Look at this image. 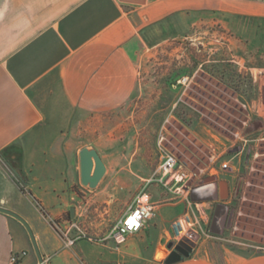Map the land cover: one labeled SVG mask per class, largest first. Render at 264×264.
<instances>
[{"label": "crops", "instance_id": "crops-1", "mask_svg": "<svg viewBox=\"0 0 264 264\" xmlns=\"http://www.w3.org/2000/svg\"><path fill=\"white\" fill-rule=\"evenodd\" d=\"M193 19L229 20L232 33L228 43L217 45L203 38V61L195 66L194 76L203 75V129L208 106L216 103L233 105L242 127H257L250 130L255 136L264 132V0H0V154L10 146L20 153L16 173L27 189L4 181L0 206L29 224L43 264H167L181 232L175 225L181 222L183 229L188 220L186 194L175 195L142 179L154 206L142 229L121 244L100 240L112 226L87 235L74 224L79 193H93L95 202L104 200L107 212L114 210L120 219L132 203L127 202L128 191L135 184L129 174H136L129 159L118 171L126 175H111L121 181L119 193L107 195L117 187L105 183L106 156L94 141L75 139L81 119L121 113L140 98L137 62L183 35ZM191 70L192 65H185L169 78L173 99L191 89ZM179 119L196 135L198 118L189 114ZM159 121L153 115L147 126L159 131ZM106 124L110 127L105 122L104 131ZM88 146L106 167L93 190L80 178L79 152ZM146 171L139 175H150ZM222 190L230 196L229 184ZM58 229L65 231L60 234ZM196 242L189 257L173 264H264V254L217 247L199 234ZM22 252L17 264H39L21 223L0 213V264H9L12 255Z\"/></svg>", "mask_w": 264, "mask_h": 264}, {"label": "rangeland", "instance_id": "rangeland-1", "mask_svg": "<svg viewBox=\"0 0 264 264\" xmlns=\"http://www.w3.org/2000/svg\"><path fill=\"white\" fill-rule=\"evenodd\" d=\"M193 20L190 26L185 24L183 35L163 42L137 62L140 81L137 92L142 94L140 98L133 99L128 109L105 119H81L75 140L94 141L102 155L106 156L109 172L105 183L107 187H117L115 192L107 195L119 193L121 181L113 179L111 175H126L123 173L125 170L118 171L132 159L129 167L136 175L129 174L135 184L128 191L129 203L144 190L142 179L154 175L164 153L173 154L185 166L191 176L188 183L190 189L207 180L226 181L230 186V196L225 204L231 216L223 234L216 237L209 231L213 215L211 204H193L188 194V220L176 239L187 237L195 230L203 236V240L214 246L247 255L264 254V132L255 136L250 130L257 127H242L239 121L241 114L233 105L227 104L223 108L216 103V106H208L207 131L203 129V112L207 111L203 108V75L194 77L195 66L203 61V38L217 45L216 41L228 43L232 33L227 25L229 20ZM189 64L192 70L188 78H193L195 82L185 95L173 99L169 96L168 80L174 71ZM232 112L238 116L234 118ZM152 114L158 115L162 124L159 131H152L147 126ZM189 114L198 118L196 121L200 123L196 135L179 119ZM105 122H110V127L106 124L104 131ZM92 126L97 129L94 133L87 131ZM215 138L220 142H216ZM212 140L215 143H211ZM224 164L227 169L222 168ZM74 167L78 168L77 162H74ZM146 169L150 175H139L147 172ZM18 175L16 165L7 162L0 154V185L4 181H12L17 188L27 192L24 181ZM105 183L101 186H106ZM79 195V217L74 222L79 230L88 235L98 229L107 230L118 220L119 215L114 210L107 212L108 206L104 200L95 202L93 193L86 190ZM108 198L105 196L103 199ZM58 230L60 234L65 231ZM197 235H194L195 240Z\"/></svg>", "mask_w": 264, "mask_h": 264}, {"label": "built area", "instance_id": "built-area-1", "mask_svg": "<svg viewBox=\"0 0 264 264\" xmlns=\"http://www.w3.org/2000/svg\"><path fill=\"white\" fill-rule=\"evenodd\" d=\"M185 80V78L182 79V81ZM160 140H163V138ZM222 168L227 169V165H222ZM190 178L191 176L185 166L173 154L164 153L161 155L160 164L156 172L146 181V184L156 183L175 195L186 194L187 196L190 191L188 185ZM153 208L149 195L144 191L139 192L133 198L125 214L114 223L107 234L100 240L102 242L113 241L116 244L123 243L127 236L135 234L142 229L144 223L151 218ZM133 219L135 224L130 226L128 221ZM175 228L182 230V223H177ZM24 255L25 253L23 252L12 255L9 259V264H17Z\"/></svg>", "mask_w": 264, "mask_h": 264}, {"label": "water", "instance_id": "water-1", "mask_svg": "<svg viewBox=\"0 0 264 264\" xmlns=\"http://www.w3.org/2000/svg\"><path fill=\"white\" fill-rule=\"evenodd\" d=\"M79 159H80V178L81 184L88 189H95L102 178L105 175L106 167L103 163L102 159L100 158L97 151L91 147H85L79 152ZM225 185H227L226 181H223ZM221 185V183L219 184ZM228 191L226 192L225 197H220V199H227L228 198ZM189 198L190 201L193 203H201V202H212L219 198L218 195V186L216 183H206L202 185L195 186L190 189L189 191ZM0 213L13 217L21 225L27 232L29 240L31 242L32 248L36 257L38 259L39 264H43V260L33 234V231L29 224L17 213L10 211L2 206H0ZM229 208L226 205L219 204L215 207L211 223H210V233L216 236H220L223 234L225 228L229 224L230 219ZM176 253V252H174ZM189 253L178 255L177 258H173L172 254L167 258V264H173L177 261L183 260L184 258L189 257Z\"/></svg>", "mask_w": 264, "mask_h": 264}, {"label": "flooded vegetation", "instance_id": "flooded-vegetation-1", "mask_svg": "<svg viewBox=\"0 0 264 264\" xmlns=\"http://www.w3.org/2000/svg\"><path fill=\"white\" fill-rule=\"evenodd\" d=\"M222 182H223V180L213 179V180H207L204 183H202V184L216 183L217 186H218L219 198L217 200H215V201H212V202H204V203L211 204V208H212L213 212H214V209H215V207L217 205H219V204L226 205L225 203L229 200V196H228L227 199H223V200L220 199V197H225L224 196V192L222 190V188L225 186V184L222 183ZM220 183H221V185H219ZM228 195H229V193H228ZM229 212H230V210H229ZM194 235H195V233H193V232L192 233H188L187 237H182L181 239H179L173 245L172 256L177 257L178 255L187 254V253H189L191 255L193 250L196 248V244H197L196 240L194 239ZM174 252H176V253H174Z\"/></svg>", "mask_w": 264, "mask_h": 264}, {"label": "trees", "instance_id": "trees-1", "mask_svg": "<svg viewBox=\"0 0 264 264\" xmlns=\"http://www.w3.org/2000/svg\"><path fill=\"white\" fill-rule=\"evenodd\" d=\"M7 151H10L9 152L10 154H7ZM1 155L4 157V159L7 162L12 163L14 165H16V162H18L19 157H20V153L13 146H10L8 149L3 151V153H1ZM173 258H177V257L173 256Z\"/></svg>", "mask_w": 264, "mask_h": 264}, {"label": "clouds", "instance_id": "clouds-1", "mask_svg": "<svg viewBox=\"0 0 264 264\" xmlns=\"http://www.w3.org/2000/svg\"><path fill=\"white\" fill-rule=\"evenodd\" d=\"M145 199H147L146 197H145ZM128 224L131 226V225H133V224H135V220L133 219V220H129L128 221Z\"/></svg>", "mask_w": 264, "mask_h": 264}]
</instances>
